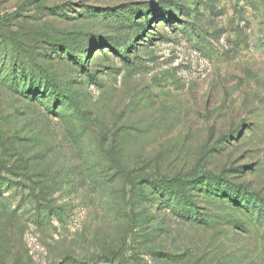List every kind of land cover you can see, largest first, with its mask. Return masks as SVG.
<instances>
[{"label": "rangeland", "instance_id": "obj_1", "mask_svg": "<svg viewBox=\"0 0 264 264\" xmlns=\"http://www.w3.org/2000/svg\"><path fill=\"white\" fill-rule=\"evenodd\" d=\"M5 60L71 104L0 85V159L38 164L0 167V264H264V226L235 214L264 203V0H0ZM208 175L261 202L204 182L188 221L144 182Z\"/></svg>", "mask_w": 264, "mask_h": 264}, {"label": "trees", "instance_id": "obj_2", "mask_svg": "<svg viewBox=\"0 0 264 264\" xmlns=\"http://www.w3.org/2000/svg\"><path fill=\"white\" fill-rule=\"evenodd\" d=\"M21 12V9L16 10L13 13L7 15L8 18H14ZM169 16L172 19H176L174 13H169ZM110 42H107V45L110 46ZM113 51L120 56H125V53L119 52L113 48ZM65 53L70 57V59L77 65V67H83L84 61L74 56V52L70 47H66ZM13 61V63H9L5 68L3 67L6 63L5 61L0 62V85H4L18 97L24 98L31 102V105H40L45 111L53 112V109L57 108L62 103H70L71 100L67 97L66 85L62 83L58 78L54 77L52 73L44 68L41 65L30 64L29 68H35V74L30 73L28 75L18 74L17 68L18 65ZM22 67L19 65V68ZM4 68V69H3ZM52 105V107L49 106ZM55 107V108H54ZM62 117V116H60ZM6 145V143H4ZM13 144V143H12ZM11 144V145H12ZM14 145V144H13ZM15 164L8 165L7 161L0 159V167L5 169L7 173L11 175H20L16 173L14 170H20L22 172L27 171L28 169L35 168L37 164V159L35 157L29 158L26 161H14ZM31 179V178H30ZM148 187H151L154 191L153 193L157 196L152 199L156 202L158 206L164 204L165 201L163 199H169V202L165 204L164 208L170 210L174 215L179 218H184L188 221H202L205 222L207 219L203 217L197 211L196 201L193 199L194 190H197L201 187L204 182H207L206 189L208 194H213L210 196H214V198H223V192L225 191H233V196L231 197V204H240L238 196H243L244 198L252 197L254 200L261 199L257 197L256 194L248 192L245 187L241 186H232L225 179L216 178L214 176H204L203 178L198 176H188L185 178H163V179H145L144 181ZM211 183H216L218 185H211ZM220 185V187H219ZM1 187V186H0ZM251 198V199H252ZM225 201V200H224ZM230 204V203H229ZM0 206H5V202L0 199ZM243 206H246L244 212L240 211V208L236 211L235 214L239 215V217H251L253 214H256V220L259 224L264 226V203L262 205H250L248 202H245ZM195 208V209H194ZM242 209V208H241ZM253 213V214H252ZM193 214L194 216L192 217ZM232 224L240 229L245 231V227L243 223H241L240 219L232 220Z\"/></svg>", "mask_w": 264, "mask_h": 264}]
</instances>
